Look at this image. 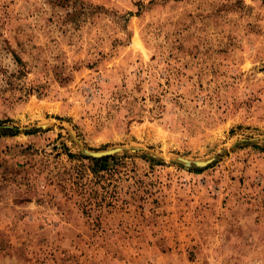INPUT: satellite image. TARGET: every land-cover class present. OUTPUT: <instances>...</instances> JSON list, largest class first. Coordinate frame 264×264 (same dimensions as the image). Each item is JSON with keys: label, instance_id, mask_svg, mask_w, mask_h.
<instances>
[{"label": "rangeland", "instance_id": "374dc122", "mask_svg": "<svg viewBox=\"0 0 264 264\" xmlns=\"http://www.w3.org/2000/svg\"><path fill=\"white\" fill-rule=\"evenodd\" d=\"M0 264H264V1L0 0Z\"/></svg>", "mask_w": 264, "mask_h": 264}, {"label": "trees", "instance_id": "16d2710c", "mask_svg": "<svg viewBox=\"0 0 264 264\" xmlns=\"http://www.w3.org/2000/svg\"><path fill=\"white\" fill-rule=\"evenodd\" d=\"M109 159L110 157L108 156L101 157V158H93L92 159V162H93L92 171L96 172L98 170H107V164H109Z\"/></svg>", "mask_w": 264, "mask_h": 264}]
</instances>
